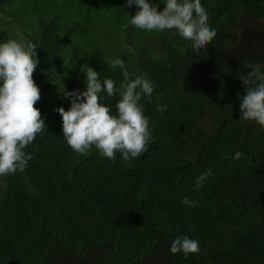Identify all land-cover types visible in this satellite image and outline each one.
I'll use <instances>...</instances> for the list:
<instances>
[{
	"label": "trees",
	"instance_id": "1",
	"mask_svg": "<svg viewBox=\"0 0 264 264\" xmlns=\"http://www.w3.org/2000/svg\"><path fill=\"white\" fill-rule=\"evenodd\" d=\"M9 3L0 264H264V0Z\"/></svg>",
	"mask_w": 264,
	"mask_h": 264
},
{
	"label": "rangeland",
	"instance_id": "2",
	"mask_svg": "<svg viewBox=\"0 0 264 264\" xmlns=\"http://www.w3.org/2000/svg\"><path fill=\"white\" fill-rule=\"evenodd\" d=\"M13 3H9L5 8L0 9V30H6L12 34L19 33V35L24 37L28 31H31L34 20L39 17L43 19L49 18L47 12L40 13L25 9L24 3L17 6L16 8L19 12L13 14L11 13V9L14 8ZM18 20L21 22L18 23ZM27 20H31L30 23L27 24ZM19 35L15 36L18 39L17 46H21V38ZM79 65L85 66L84 62H81Z\"/></svg>",
	"mask_w": 264,
	"mask_h": 264
}]
</instances>
